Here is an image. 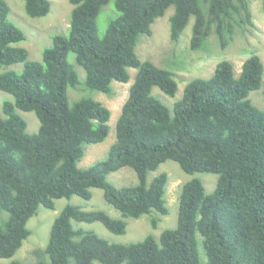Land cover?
I'll use <instances>...</instances> for the list:
<instances>
[{"label": "trees", "instance_id": "trees-1", "mask_svg": "<svg viewBox=\"0 0 264 264\" xmlns=\"http://www.w3.org/2000/svg\"><path fill=\"white\" fill-rule=\"evenodd\" d=\"M69 1L67 33L52 35L41 60H31L17 45L23 30L9 19L8 2L0 0V89L13 97L0 108V211L7 213L0 219V257H11L21 246L39 205L52 209L55 199L72 195L89 199L91 189L100 188L122 218L66 204L52 221L45 247L34 250L42 258L36 264H264V111L249 97L263 84L260 56L246 57L238 75L230 59L219 60L211 76L189 80L170 109L151 90L157 86L174 96L173 72L140 60L135 51L139 35H150L152 22L171 6L172 42L192 18L189 50L209 47L211 54L212 36L224 50L252 23L248 0ZM109 2L114 16L99 35L97 19ZM24 7L30 17L43 16L50 1L24 0ZM70 53L84 69L83 80L68 61ZM16 62L23 63L19 71L11 67ZM130 67L137 71L116 120L115 141L103 159L78 167L85 145L107 137L110 109L89 96L69 102L68 88L82 84L109 94L112 81L128 82ZM17 109L36 114L37 132L26 131ZM166 160L186 173L218 176L211 193L197 177L182 184L175 227L130 243L73 227L72 220L99 221L122 234L123 217L165 215L168 175L163 171L147 182V174ZM123 167L134 170L136 183L117 187L106 177ZM158 221L151 216L153 228Z\"/></svg>", "mask_w": 264, "mask_h": 264}, {"label": "rangeland", "instance_id": "rangeland-1", "mask_svg": "<svg viewBox=\"0 0 264 264\" xmlns=\"http://www.w3.org/2000/svg\"><path fill=\"white\" fill-rule=\"evenodd\" d=\"M9 4V19L18 25L24 32V40L17 43L28 51V58L31 60H41L43 49L52 42V35L55 33H67L69 25L70 10L72 5L69 0H49L50 9L46 15L30 17L27 15L24 7V0H6ZM251 13V24H246L245 30L240 32L239 29L231 44L222 50L219 47L215 37L210 38L211 54L209 47L206 51L189 50V40L191 36L192 18L185 26L180 37L176 42H172L169 36V16L173 11V7L166 9L162 16L157 17L151 24V34H140L136 44V54L140 60H150L159 67L169 69L173 72L177 81V90L174 96H168L162 92L157 86L152 87L151 92L159 98L170 109L175 101L181 98L185 84L196 77L207 78L213 74L216 63L228 58L233 62L234 72L239 74L242 61L251 53L256 52L264 66V9L262 0H248ZM113 9V3L109 2L103 6L98 19V34L103 35L108 20L114 16L109 11ZM114 10V9H113ZM115 11V10H114ZM246 48V49H245ZM68 61L71 62L80 78L83 80L84 69L75 63L73 54L70 53ZM23 63L16 62L11 65L16 70H21ZM129 80L126 83L112 81V92L109 94L102 93L97 90H91L82 84L73 88H68V101L72 102L77 97L89 96L101 101L110 109V117L108 120L109 131L107 137L98 143L85 145L84 154L77 162L80 168L87 167L94 162L103 159L110 145L116 139V120L119 117L121 106L129 93V87L134 80L136 68H128ZM264 84V70H263ZM253 90L249 93L254 105L264 111V93L261 89ZM79 89V90H77ZM81 90V91H80ZM12 95L7 91L0 89V108L5 100H12ZM18 113L26 121V131L35 133L38 131L39 119L32 111L17 109ZM1 112V111H0ZM165 171L168 175L166 183L165 199L167 213L159 215L156 211H151L141 215L138 218L123 217L126 224V231L122 234H115L109 231L101 222H83L72 220V225L76 229L93 230L100 237L109 242L130 243L137 242L144 238L145 235L151 233L159 238L160 233L166 228H173L177 223L178 200L181 186L187 180L197 177L201 180L206 193H211L217 182V174L210 172H193L186 173L179 164L174 160H166L161 163L157 169L149 171L147 174V182L160 172ZM107 180L117 187L128 186L136 183V175L132 168L123 167L117 171L110 172ZM92 195L89 199H84L78 195L70 197L57 198L54 201V207L49 209L39 205L36 213L32 215L26 223L30 229V234L23 240L21 246L9 258L0 257L1 264H11L17 261L18 264H36L38 259L34 253L36 249H43L48 241L50 227L55 216L66 204H74L84 210H103L114 218H122L120 211L110 205L103 197L102 189L92 188ZM7 217L5 211H0L1 217ZM153 215L159 217V221L155 228L151 226L150 218ZM200 253L202 249L200 247ZM45 260L47 261L46 256ZM92 264H102L94 261Z\"/></svg>", "mask_w": 264, "mask_h": 264}]
</instances>
